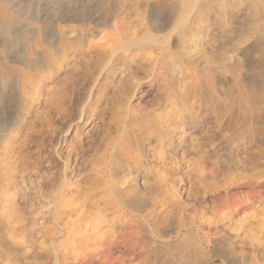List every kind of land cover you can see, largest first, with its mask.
<instances>
[{"label":"rangeland","instance_id":"obj_1","mask_svg":"<svg viewBox=\"0 0 264 264\" xmlns=\"http://www.w3.org/2000/svg\"><path fill=\"white\" fill-rule=\"evenodd\" d=\"M179 1L0 0V264H264V0H200L184 34ZM132 20L170 48L159 70L117 65L94 91L101 52L77 48ZM97 218L110 259L72 235Z\"/></svg>","mask_w":264,"mask_h":264},{"label":"bare ground","instance_id":"obj_2","mask_svg":"<svg viewBox=\"0 0 264 264\" xmlns=\"http://www.w3.org/2000/svg\"><path fill=\"white\" fill-rule=\"evenodd\" d=\"M203 1V0H202ZM204 2H205V0H204ZM110 4V3H109ZM203 2H201L200 0L198 1V0H181V1H179V3L178 4H175L174 5V10L176 9V13H175V15H176V23H179V24H185L186 26H184L183 27V29H181L180 31H182L183 32V34H184V30H187V28L189 27L190 28V26L192 25V24H195L196 22H198V21H200V19L202 18V15H203ZM146 5V4H145ZM143 5H141V3H134V4H129V3H125V2H120V3H117L116 5H115V7H118V9L120 10V11H125L127 8H128V11H132L133 12V14H132V16H134V17H136V19H137V17H140V16H142L143 15V13L141 12V8H143L142 7ZM111 7V6H110ZM171 8V7H170ZM146 9H155V7H154V5L152 6V4L150 5V4H147L146 6H145V10ZM150 11H152V10H150ZM153 12H154V10H153ZM150 13H152V12H149V14ZM148 14V15H149ZM153 17H154V15L153 14H151ZM131 16V17H132ZM130 17V18H131ZM143 17V16H142ZM150 17V16H149ZM127 18V17H126ZM61 19V18H60ZM62 19H63V17H62ZM142 20H144V19H142ZM63 22H65V20L63 21ZM130 23H128L127 25H126V27H122L123 28V30L120 32V33H115L114 31L113 32H108L107 30L106 31H104V34L103 35H99L100 37L99 38H94V36L93 35H90V37L88 36L87 38H88V42H87V50H85V51H83V50H81V49H78L77 48V50H76V52H82L80 55H81V58H83V59H85L86 58V56L88 57V55H91V53L92 52H94V51H99V52H101V55H100V57L99 58H97L98 60H99V62L97 63V64H99L98 66H96V65H94V66H96V67H98V69H96V71L95 72H97V70L98 71H101L100 72V76H99V78H98V80H96V82L94 83L95 85H94V91H99L98 89H101V88H103V83L101 84L100 83V81H99V79L101 78V79H104V78H108V76L109 75H113V74H117V65H121L122 64V66H121V69H120V74H121V76L124 78L125 76H124V70H127L128 71V69H122V68H125V65H126V63H128V65L130 64H132L133 62H136V60H138V59H141V60H144V64H145V67H143L146 71V73L147 74H149L150 76H151V74L153 73V74H155V73H157V70H159L158 69V66H159V61H160V58L163 56L164 57V53H168V51H169V47L168 46H164V42H166V41H163L162 42V40L160 41V39H158L157 38V36L155 37V35L153 36L152 35V33H151V31H150V28H149V26L144 22V21H140V20H132V21H129ZM62 23V22H61ZM60 24V23H59ZM187 25H188V27H187ZM63 26V25H62ZM65 26V25H64ZM183 26V25H182ZM60 27V26H59ZM63 28H65V27H62V29ZM179 28V27H178ZM176 29V28H175ZM74 32L73 33H75L76 31H77V33L79 32L78 31V29L76 28H73L72 29ZM105 30V29H104ZM118 30V29H117ZM177 30V29H176ZM175 30V31H176ZM179 30V29H178ZM100 32H102V31H100ZM106 32V33H105ZM171 32H173V31H171ZM82 33V32H81ZM97 33V32H96ZM174 33V32H173ZM62 34V33H61ZM60 34V35H61ZM80 34V32L78 33V35ZM83 34V33H82ZM90 34V33H89ZM95 34V33H94ZM182 34V35H183ZM96 35V34H95ZM82 36V35H81ZM86 36V35H85ZM64 36L63 35H61V38H63ZM98 37V36H97ZM40 38H41V36H40ZM65 38V37H64ZM63 38V39H64ZM82 38V37H81ZM84 38H86V37H84ZM71 39V38H70ZM69 39V40H70ZM77 39V38H76ZM68 40V41H69ZM78 40V39H77ZM82 40H83V38H82ZM171 40V39H170ZM40 41H41V39H40ZM79 41V40H78ZM38 42V41H37ZM76 42V41H75ZM169 42V41H168ZM65 43H67V42H65ZM65 43H63L64 45H66ZM69 43L70 42H68L67 44L69 45ZM73 43V42H72ZM80 43V42H79ZM61 44H62V42H61ZM62 44V45H63ZM71 44V43H70ZM73 44H75V43H73ZM78 43H76V45H77ZM166 44V43H165ZM167 45H169V43L167 44ZM42 46V45H41ZM44 46V45H43ZM71 46V45H70ZM78 46V45H77ZM44 47H46V46H44ZM79 47V46H78ZM68 48V47H67ZM73 48H74V46H73ZM76 48V47H75ZM80 48H82V47H80ZM84 48H86V47H84ZM83 48V49H84ZM50 49V48H49ZM72 49V48H71ZM63 51V50H62ZM61 51V52H62ZM73 51V50H72ZM48 51H47V49H46V54H44L45 55V57H46V55H47V58H46V60H47V62H48V53H47ZM75 52V51H74ZM85 52V53H84ZM50 53V55H51V53H53V52H49ZM63 53V52H62ZM94 54V53H93ZM43 55V56H44ZM64 55H65V51H64ZM79 55V56H80ZM52 56H53V54H52ZM55 56V55H54ZM53 56V57H54ZM66 56V55H65ZM68 57V56H67ZM50 58H51V56H50ZM49 58V59H50ZM89 58V57H88ZM53 58H51V60H52ZM57 59V58H56ZM46 60L44 59V63L46 62ZM58 60V59H57ZM57 60H55V61H57ZM64 60V59H63ZM67 59H65V61H66ZM52 63H53V61H52ZM58 64H59V62H57ZM2 64V63H1ZM46 64V63H45ZM48 64H49V62H48ZM54 64H56V63H54ZM95 64V63H94ZM3 65V64H2ZM51 65V64H50ZM90 65V64H89ZM88 65V66H89ZM3 66H5V65H3ZM46 66V65H45ZM54 66V65H53ZM60 66V65H59ZM95 67V68H96ZM119 67V66H118ZM1 68V67H0ZM7 68V67H6ZM11 68V67H10ZM55 68H58V67H55ZM80 68V67H79ZM78 67H76L75 68V71H74V74L76 73V75L77 76H79V72H78V69H79ZM130 68V67H129ZM142 68V69H143ZM2 69V68H1ZM0 69V70H1ZM14 69V68H13ZM6 72H8L7 70H5ZM13 71H16V70H13ZM21 71V70H20ZM93 71V70H92ZM127 71H125V72H127ZM3 72V71H2ZM17 72L18 71H16V74H17ZM22 72V71H21ZM47 72H49L50 73V70H48ZM130 72H132V71H130ZM10 73V72H9ZM52 73V72H51ZM97 73H99V72H97ZM97 73H95V74H97ZM12 74H14L13 72H12ZM21 74V73H20ZM22 74H23V72H22ZM21 74V75H22ZM43 74H45V73H43ZM42 74V75H43ZM71 74V73H70ZM126 74H128V73H126ZM4 75H5V73H4ZM10 75V77L9 78H7V79H10L11 78V73L9 74ZM18 75V74H17ZM21 75H18V77H20ZM75 75V76H76ZM22 76H24V75H22ZM30 76V75H29ZM40 76V74L38 75V77ZM44 76V75H43ZM97 76H98V74H97ZM47 77V76H46ZM127 77V76H126ZM128 77H130L129 79H132V80H134L135 82H134V88L136 89L139 85H140V78L138 77V76H136V75H134V74H132L131 76H128ZM13 78H14V76H13ZM22 78V77H21ZM41 78H42V76L41 77H39L38 78V80L37 81H32V80H28V77H27V74L25 75V77H23L22 79H21V81L20 82H22V84L20 85V86H22L23 85V91H25V92H30L29 90L27 91V87H30V86H33L35 89H33V90H36V92L37 91H40V90H42L43 88L41 87V85L39 86V83L41 82H39V79L41 80ZM73 78V77H72ZM79 78V77H78ZM139 78V79H138ZM30 79H31V77H30ZM77 80V79H76ZM86 80V78L84 77V81ZM107 80V79H106ZM32 81V82H31ZM49 81V80H48ZM28 82H30V84H29V86H28ZM33 82H34V84H33ZM45 82V81H44ZM67 82H69V81H67ZM74 82V81H73ZM76 82V81H75ZM42 83V82H41ZM65 83V82H64ZM70 83H71V81H70ZM133 83V82H132ZM105 84V83H104ZM71 85V84H70ZM73 86L75 85V84H72ZM79 85V84H78ZM212 85V84H211ZM44 86H45V92H46V95H48V96H50L51 94H52V96H53V94H54V96H56L57 94L56 93H54V91H52L51 89H50V86H48L47 84H45L44 83ZM69 87V86H68ZM93 88H92V91H93ZM189 88V87H188ZM187 88V89H188ZM28 89H32V87L31 88H28ZM21 90H22V88H21ZM44 90V89H43ZM54 90H55V88H54ZM23 91H21V92H23ZM32 92V91H31ZM69 93H71V92H69ZM21 94H23V93H21ZM27 95L29 94V93H26ZM34 94V93H33ZM39 94V93H38ZM37 94V95H38ZM56 94V95H55ZM129 94V93H128ZM43 95V94H42ZM71 95V94H70ZM94 95L95 94H93V97H94ZM25 96V95H24ZM23 96V97H24ZM29 97H30V95H28ZM48 96H46L47 98H49ZM69 96V95H68ZM57 97V96H56ZM92 97V98H93ZM26 99V98H25ZM28 99V98H27ZM64 99V98H63ZM191 100V99H190ZM89 101H91V98H89L88 100H86V105L88 106V103H89ZM70 102H71V99H70ZM90 105V104H89ZM65 107L63 104H62V102H61V109L62 110H64V108L63 107ZM129 107V106H128ZM60 108V107H59ZM88 110V109H87ZM86 110V111H87ZM60 111V110H59ZM62 112V111H61ZM171 113H172V110L170 111ZM88 113V112H87ZM86 113V114H87ZM180 115H182V114H179V116L178 117H181ZM85 115H84V111H83V114H81V116H80V118H79V120L78 121H81L82 120V118L84 117ZM170 118V117H169ZM177 118V117H176ZM171 120V119H170ZM167 120L165 119V122H166ZM169 121V120H168ZM162 122V121H161ZM160 122V123H161ZM167 123V122H166ZM162 124V123H161ZM164 124V123H163ZM162 126V125H161ZM167 126V125H166ZM161 128V127H160ZM164 128V127H163ZM140 129V128H139ZM170 130V129H169ZM141 131V130H140ZM139 134V133H138ZM8 146H9V144H7ZM6 145V146H7ZM7 146V147H8ZM6 148V147H5ZM10 151H11V149H12V146H10V148H8ZM8 151V150H7ZM6 151V152H7ZM13 153V152H12ZM10 154V153H9ZM14 155V154H13ZM21 154H19L17 157H19ZM130 159L132 160V161H134V162H137L138 163V161L139 160H137L136 159V155H135V157H132V156H130ZM133 162V163H134ZM118 200V199H117ZM58 205V207L57 208H61L62 206H60V203L59 204H57ZM56 205V206H57ZM56 208V209H57ZM225 219V218H224ZM95 222V221H94ZM104 221H103V219H102V223H101V221H99V219L97 218V220H96V222L95 223H91V225H90V227L87 225L88 223H86V225L87 226H85V228H81L79 225H77L75 228H77V229H74L75 231L77 230V232H75L74 231V233H72L71 232V229H73L74 227H72L71 228V226H70V229L68 228L67 229V231L68 230H70L69 232H71L72 233V235L73 236H80L81 234H83L85 231L89 234V235H84V237H79L78 239H81V240H83L86 236H89V238H92V236H93V239H95L94 240V242L96 241V245H97V247H98V245H99V247H100V244H105V245H107V248L106 249H103L102 250V248H101V250L102 251H99V250H97L96 249V253H95V255L97 254V256L99 255H102L103 256V258L104 257H108V256H112V253H113V251H114V249H113V247L112 246H114V245H116V243H117V239L114 237V234H112L113 232H111V230L108 228V227H106V225H104L103 226V224L105 223H103ZM146 222V221H145ZM147 223V222H146ZM73 224V223H72ZM76 224H78V223H76ZM75 223H74V225H76ZM73 225V226H74ZM81 225V224H80ZM78 226H79V228H78ZM108 226V225H107ZM264 227V226H263ZM65 228V227H64ZM80 229V230H79ZM83 229H86V230H83ZM214 230V229H213ZM134 231V230H133ZM135 232V231H134ZM86 233V234H87ZM133 233V232H132ZM72 236V237H73ZM125 236V235H124ZM130 236H131V234H130ZM67 237V236H66ZM134 237V236H133ZM137 237V236H136ZM136 237H134V238H136ZM139 237V236H138ZM67 238H71V237H69V235H68V237ZM77 238V237H76ZM121 238V237H120ZM129 238V237H128ZM78 239H75V238H72V240H70L72 243H78ZM87 239V238H86ZM107 239V240H106ZM89 240V239H88ZM92 240V239H91ZM90 241V240H89ZM107 241H109V242H107ZM139 239H136V240H130L129 242L130 243H132V245H137L138 243H139ZM67 242V241H66ZM93 242V243H94ZM128 242V241H127ZM70 243V242H69ZM68 243V244H69ZM79 243H80V241H79ZM91 243V242H90ZM92 243V244H93ZM124 243V245L126 244V242H123ZM68 244H66V246L68 245ZM84 244V243H83ZM95 244V243H94ZM93 244V245H94ZM109 245V246H108ZM131 245V244H130ZM69 246V245H68ZM78 246H79V244H78ZM101 246H103V245H101ZM127 246V245H126ZM125 246V247H126ZM77 247V246H76ZM96 247V248H97ZM104 247V246H103ZM89 248V247H88ZM93 248V247H92ZM95 248V247H94ZM66 249H68V248H66ZM87 250V249H86ZM92 250H94V249H92ZM133 251V250H132ZM143 251H145V250H143ZM146 251H147V249H146ZM65 252V251H64ZM148 252H150V251H148ZM148 252H146V254L148 253ZM81 254V253H80ZM134 254V253H133ZM64 255V254H63ZM131 255V254H130ZM223 255V254H222ZM93 256V255H92ZM96 256V257H97ZM95 257V258H96ZM214 257H216V258H214V261L217 259V258H219V257H221V258H223V256H221V254H217V253H215L214 254ZM128 258H130V257H128ZM108 259H110V257H108ZM200 260H202L201 258H199ZM209 259V258H208ZM217 261V260H216ZM259 261V260H258ZM262 261H264V259H262ZM198 262H199V260H198ZM260 262H261V260H260ZM257 264H261V263H257Z\"/></svg>","mask_w":264,"mask_h":264}]
</instances>
